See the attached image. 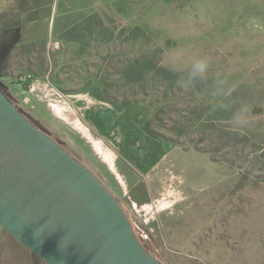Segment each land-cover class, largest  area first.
Segmentation results:
<instances>
[{
    "label": "rangeland",
    "instance_id": "1",
    "mask_svg": "<svg viewBox=\"0 0 264 264\" xmlns=\"http://www.w3.org/2000/svg\"><path fill=\"white\" fill-rule=\"evenodd\" d=\"M0 81L162 263L264 264V0H0Z\"/></svg>",
    "mask_w": 264,
    "mask_h": 264
},
{
    "label": "water",
    "instance_id": "2",
    "mask_svg": "<svg viewBox=\"0 0 264 264\" xmlns=\"http://www.w3.org/2000/svg\"><path fill=\"white\" fill-rule=\"evenodd\" d=\"M46 264H164L120 199L0 87V236Z\"/></svg>",
    "mask_w": 264,
    "mask_h": 264
},
{
    "label": "trees",
    "instance_id": "3",
    "mask_svg": "<svg viewBox=\"0 0 264 264\" xmlns=\"http://www.w3.org/2000/svg\"><path fill=\"white\" fill-rule=\"evenodd\" d=\"M0 87L1 89L6 93V95L13 100L14 102L16 101L15 98L12 96V94L9 92L8 87L2 83V81H0ZM19 109L33 122L35 123L38 127H40L44 132H46L47 134L51 135V133L48 131V129L44 126H42L37 120H35L33 117H31L27 112H25L19 105H18ZM57 141L64 147L65 144L62 143L60 140L57 139ZM131 219V218H130ZM140 240V239H139ZM141 241V240H140ZM142 243V241H141ZM143 244V243H142ZM144 245V244H143ZM145 247V246H144ZM146 248V247H145ZM147 249V248H146ZM148 250V249H147Z\"/></svg>",
    "mask_w": 264,
    "mask_h": 264
},
{
    "label": "clouds",
    "instance_id": "4",
    "mask_svg": "<svg viewBox=\"0 0 264 264\" xmlns=\"http://www.w3.org/2000/svg\"><path fill=\"white\" fill-rule=\"evenodd\" d=\"M195 66L201 70H205V68H206V64L203 62H198Z\"/></svg>",
    "mask_w": 264,
    "mask_h": 264
},
{
    "label": "flooded vegetation",
    "instance_id": "5",
    "mask_svg": "<svg viewBox=\"0 0 264 264\" xmlns=\"http://www.w3.org/2000/svg\"><path fill=\"white\" fill-rule=\"evenodd\" d=\"M51 137H53L52 136V134L50 135ZM57 140V139H56ZM66 148V147H65ZM4 232H6V231H4ZM4 232H2V234L4 233ZM8 233V232H7ZM33 253V252H32ZM34 254V253H33ZM35 255V254H34ZM36 257H38V256H36ZM39 258V257H38ZM44 264H46L41 258H39Z\"/></svg>",
    "mask_w": 264,
    "mask_h": 264
},
{
    "label": "bare ground",
    "instance_id": "6",
    "mask_svg": "<svg viewBox=\"0 0 264 264\" xmlns=\"http://www.w3.org/2000/svg\"><path fill=\"white\" fill-rule=\"evenodd\" d=\"M165 206V205H164Z\"/></svg>",
    "mask_w": 264,
    "mask_h": 264
}]
</instances>
